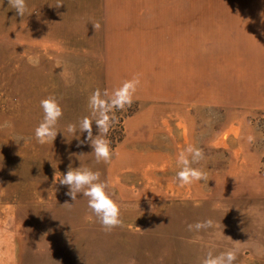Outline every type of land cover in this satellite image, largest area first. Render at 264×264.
<instances>
[{"label": "rangeland", "instance_id": "1", "mask_svg": "<svg viewBox=\"0 0 264 264\" xmlns=\"http://www.w3.org/2000/svg\"><path fill=\"white\" fill-rule=\"evenodd\" d=\"M155 3L197 10L182 44L149 45L171 100L133 92L109 113L110 158L97 162L86 133L36 141L39 101L59 104L57 131L91 119L94 91L145 89V43L106 26L104 0H25L24 17L0 0V264H202L227 250L233 264H264V91L253 84L264 73V0ZM186 145L202 152L189 158L202 179L181 185ZM80 166L122 205L111 231L53 182Z\"/></svg>", "mask_w": 264, "mask_h": 264}, {"label": "clouds", "instance_id": "2", "mask_svg": "<svg viewBox=\"0 0 264 264\" xmlns=\"http://www.w3.org/2000/svg\"><path fill=\"white\" fill-rule=\"evenodd\" d=\"M7 2L8 8L15 10L18 16L24 17L26 8L25 0H7ZM93 26L95 28L97 27L96 25ZM135 83V80L126 81L119 88L113 89L110 95L108 92L101 93L98 90L94 91L88 98L91 119L85 116L79 119L75 126L68 124L62 131L56 130L57 121L62 115L59 104L53 97L41 99L39 101V107L43 113V117L34 129L36 141L40 144H44L49 140L53 141L58 132H61L64 136L65 133L73 136L77 133H86L85 142L90 144L92 149L91 153L95 157V160L97 162L101 160L107 162L110 158V151L105 137L107 136L111 123H114V117L110 120L109 113L113 109L119 111L125 105L131 103L132 93L135 91ZM93 123L97 127V135L95 136L92 133ZM253 139L251 135H248L245 138V142L252 143ZM189 158L193 164L198 162L202 158L201 150L191 145H186L178 152L177 164L181 168L176 173V180L181 185L202 179V174L198 169L189 167ZM53 182L66 185L68 187L66 195L73 201L77 199L78 194L86 198L87 208L95 216L104 231H111L120 224L119 212L122 205L114 202L110 197V193L105 191L107 186L103 182H98V174L96 172L81 166L75 169L69 167L59 178H57V174L55 173ZM204 226L206 225L198 222L195 225H188V228L189 230L193 228L200 230ZM235 259V252L233 250H227L217 256L208 253L203 259L202 264H233ZM130 264H135V261H130Z\"/></svg>", "mask_w": 264, "mask_h": 264}, {"label": "crops", "instance_id": "3", "mask_svg": "<svg viewBox=\"0 0 264 264\" xmlns=\"http://www.w3.org/2000/svg\"><path fill=\"white\" fill-rule=\"evenodd\" d=\"M157 1V0H155ZM154 0H104L106 11V26L110 29H126V36L142 39L145 43V89L135 88L145 100L157 102V106L165 107V101L171 100L166 92L165 79L155 82L158 74L166 73V63L159 61V55L151 52L150 44L154 43H179L183 42V28H191L197 21L196 9L192 7H176L171 4H157ZM118 31H116V34ZM121 34V33H120ZM264 36V34H263ZM192 39H190L189 42ZM186 42V40H184ZM152 60V62H150ZM166 61V58L162 57ZM132 74L136 76V68H132ZM134 70V72H133ZM144 70V69H141ZM253 84L256 90L264 91V73L254 75ZM136 81V80H135ZM113 84V82H112ZM169 94V95H167ZM173 100V99H172ZM167 104V103H166ZM174 106V105H171ZM192 105H190L191 107ZM175 107V106H174Z\"/></svg>", "mask_w": 264, "mask_h": 264}]
</instances>
